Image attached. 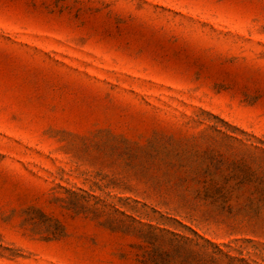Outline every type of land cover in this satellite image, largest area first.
I'll list each match as a JSON object with an SVG mask.
<instances>
[{"label": "rangeland", "instance_id": "rangeland-1", "mask_svg": "<svg viewBox=\"0 0 264 264\" xmlns=\"http://www.w3.org/2000/svg\"><path fill=\"white\" fill-rule=\"evenodd\" d=\"M0 264H264V0H0Z\"/></svg>", "mask_w": 264, "mask_h": 264}]
</instances>
